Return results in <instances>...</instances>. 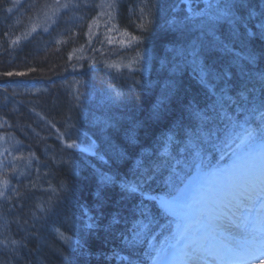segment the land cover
I'll list each match as a JSON object with an SVG mask.
<instances>
[{"label":"trees","instance_id":"trees-1","mask_svg":"<svg viewBox=\"0 0 264 264\" xmlns=\"http://www.w3.org/2000/svg\"><path fill=\"white\" fill-rule=\"evenodd\" d=\"M189 2L0 0V153L31 158L23 171H0V264H157L181 238L184 221L156 198L169 197L173 174L180 191L200 171L189 148L201 143L196 113L211 117L208 128L243 121L260 101L254 73L264 69L258 38L234 45L241 57L254 51L256 65L209 48L194 59L214 9ZM46 13L55 24L32 36ZM205 63L214 74L202 83ZM75 140L92 150L68 147ZM203 147L212 165L227 163ZM140 160L156 179L131 194L121 185L137 178ZM145 205L153 223L137 236Z\"/></svg>","mask_w":264,"mask_h":264},{"label":"snow or ice","instance_id":"snow-or-ice-1","mask_svg":"<svg viewBox=\"0 0 264 264\" xmlns=\"http://www.w3.org/2000/svg\"><path fill=\"white\" fill-rule=\"evenodd\" d=\"M68 6L63 5L65 8ZM210 7L214 11L201 25L206 40L194 45L189 54L199 59L203 49L209 48L232 55L237 63L244 61L248 65H256L258 57L254 51L241 57L234 45L238 40L247 43L255 38L264 40V0H218ZM254 20H259L255 25L257 30L248 31L245 26ZM224 25L228 26V33L218 35ZM241 28L245 30L241 32ZM213 74L211 66L205 63L200 72L202 83L209 82ZM254 75L261 85V98L258 104L253 102V106L246 110L248 114L243 121L228 117L229 123L223 128H208L212 123L211 117L200 111L196 113L201 120V129L197 133L201 143L190 144L189 148L195 149L198 162L194 161L193 166L200 172L183 192L176 187L177 181L183 182L178 175L173 174L167 181L170 198L163 204L173 211L183 210L185 223L176 244L167 252L158 254L165 256L162 264H249L257 254L264 264V219L260 220V227L246 228L239 237L232 233L231 228L235 225L231 221L228 224L223 222L227 219L224 213H220L214 223L211 219L218 201L226 202L242 213L258 204L264 206V69ZM246 90L250 95L256 91L255 87ZM203 145H211L221 157L227 156V163L212 165L203 155ZM75 146V141L68 145L70 148ZM136 168L140 173L137 178L121 187L131 194L140 192L143 195L145 186L156 179V173L144 170L143 160L138 161ZM210 178L219 181L214 189L209 183ZM112 179L104 176L102 182L109 183ZM193 201L204 203L208 214L200 213L193 219L187 211ZM140 215L144 222L137 225V236L149 232L153 223L152 212L147 205L141 209ZM59 235L65 243L69 242V237L63 233Z\"/></svg>","mask_w":264,"mask_h":264},{"label":"rangeland","instance_id":"rangeland-1","mask_svg":"<svg viewBox=\"0 0 264 264\" xmlns=\"http://www.w3.org/2000/svg\"><path fill=\"white\" fill-rule=\"evenodd\" d=\"M189 1L190 0H188V2ZM201 1H202V3H201L202 7L199 10V12H202V13L212 11L214 8L210 7V5L214 6L218 2V0H201ZM190 4H191V2L187 3V6H189ZM72 143H70V144H72ZM75 144H76V146H78L77 148H79V149H82V150H85V151H91L92 150L91 143L84 144L80 140H75ZM4 153H7V152L0 153V171L2 173H6L7 174L9 172L10 168H12V171L13 170L14 171H17V170L23 171L30 164V161H31L30 157L17 156V155L15 156L13 154L12 155L10 154V156L8 157L6 155H2ZM199 172H198V175H199ZM3 181H5V179L0 178V186L1 185L3 186ZM212 181L215 182L216 179L215 178H210L209 182H212ZM169 198L170 197H159V198H157V200H158V203L160 204V206L163 207L170 214L185 219V215H183L181 213L174 212L171 209L166 208L164 206L163 202L168 200ZM197 206H198V203L196 201H193L191 203V207L190 208L196 209ZM262 212H264V206H261L259 204L256 205L254 209L250 208L247 213H242L241 214L240 219H239L241 221L238 222L237 225H239V227H241V228L247 227L249 225L248 222L251 223L252 221H254L258 217V215L260 213H262ZM201 213L206 214V211L202 210ZM193 219H195V218H193ZM165 252H167V251H164L162 253H165ZM164 259H165L164 255H159L157 257V259L155 260V262L157 264H162ZM249 264H261V257L259 255H257L255 260L249 261Z\"/></svg>","mask_w":264,"mask_h":264},{"label":"bare ground","instance_id":"bare-ground-1","mask_svg":"<svg viewBox=\"0 0 264 264\" xmlns=\"http://www.w3.org/2000/svg\"><path fill=\"white\" fill-rule=\"evenodd\" d=\"M43 17H45L46 19H48L47 20V23H46V26L41 21L39 23H36L34 26H32L31 31H30V34L32 36L36 35L38 32H40L42 30H45V29L47 30V27L48 26H51V25L55 24V22H56V20L53 19V18H50L47 13L46 14H43ZM87 32L86 33L83 32V34H84L83 36L86 37V38H88V42L89 43L90 42H93L94 41V39H93L94 37H93V34H92L91 30L89 29ZM30 34H29V37H31ZM209 183L212 186V188L214 189L215 188V185L217 183H219V181L216 179L215 182L212 181V182H209ZM213 195H214V192H213ZM196 202L198 203V206L196 207V209H194V208L188 209L187 210L188 211V214L191 217H193V218H197L200 215L201 211L202 210H205L206 211V215H207L208 214V211H207V208H206L205 204L202 203V202H198V201H196ZM174 212L181 213V214L185 215L184 211L183 210H180V209H177ZM213 212H214V215L211 217L212 222L213 223L215 222L216 217L219 216L220 213H224L225 216H227V219H225L223 222L225 224H228L229 221H231V223L233 225H235V226H233L231 228V231L237 237H239L245 231L246 228L248 230H251L253 228V226L260 227L261 226L260 220L261 219H264V212H262V213H260L258 215V217L254 221H252L251 223L248 222L249 225L247 227L241 228L237 224H238V222L241 221L239 219H240V216H241L242 212L237 211L234 206H229V205H227L226 202L218 201L217 204L215 205V207L213 208ZM257 255H259V254H257ZM217 264H220V262H217Z\"/></svg>","mask_w":264,"mask_h":264},{"label":"water","instance_id":"water-1","mask_svg":"<svg viewBox=\"0 0 264 264\" xmlns=\"http://www.w3.org/2000/svg\"><path fill=\"white\" fill-rule=\"evenodd\" d=\"M187 187H189L188 185L187 186H185L183 189H182V191L181 192H183Z\"/></svg>","mask_w":264,"mask_h":264}]
</instances>
